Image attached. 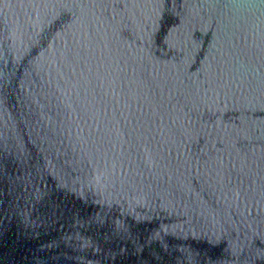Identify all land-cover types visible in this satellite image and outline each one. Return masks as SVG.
<instances>
[{"label": "water", "instance_id": "95a60500", "mask_svg": "<svg viewBox=\"0 0 264 264\" xmlns=\"http://www.w3.org/2000/svg\"><path fill=\"white\" fill-rule=\"evenodd\" d=\"M0 264H264V0H0Z\"/></svg>", "mask_w": 264, "mask_h": 264}]
</instances>
